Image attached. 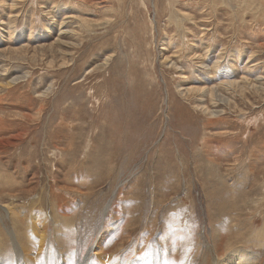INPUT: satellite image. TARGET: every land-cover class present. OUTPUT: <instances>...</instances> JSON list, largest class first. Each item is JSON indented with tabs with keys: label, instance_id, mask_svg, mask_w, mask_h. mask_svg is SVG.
Instances as JSON below:
<instances>
[{
	"label": "rangeland",
	"instance_id": "rangeland-1",
	"mask_svg": "<svg viewBox=\"0 0 264 264\" xmlns=\"http://www.w3.org/2000/svg\"><path fill=\"white\" fill-rule=\"evenodd\" d=\"M48 210L38 250L30 218ZM227 212L244 221L230 249ZM263 231L264 0H0L4 264L17 236L54 263L139 261L159 243L173 264L253 250L264 264Z\"/></svg>",
	"mask_w": 264,
	"mask_h": 264
},
{
	"label": "bare ground",
	"instance_id": "bare-ground-1",
	"mask_svg": "<svg viewBox=\"0 0 264 264\" xmlns=\"http://www.w3.org/2000/svg\"><path fill=\"white\" fill-rule=\"evenodd\" d=\"M170 1V0H169ZM169 4V3H168ZM167 4V5H168ZM170 5V4H169ZM233 83V82H232ZM247 83V82H246ZM239 86V85H238ZM243 86H245V85H243ZM241 87V86H240ZM245 87H247V86H245ZM243 88V87H242ZM246 89V88H245ZM212 93L214 92V91H211ZM218 98V97H217ZM224 111V110H223ZM214 114H216V113H218V111H214L213 112ZM125 115V114H124ZM122 121V120H121ZM121 128V127H120ZM124 130V129H123ZM115 131H117V130H115ZM115 140V139H114ZM72 142V141H71ZM117 142V141H116ZM119 145V144H118ZM124 145V144H123ZM72 148V147H71ZM93 149V148H92ZM91 151V150H90ZM36 204V203H35ZM55 204V203H54ZM53 205V204H52ZM51 205V206H52ZM56 205V207H57V209L56 210H58V212L59 213H61V214H63V212H65V211H67L68 209H66L65 207H63L64 205L63 204H61V203H57V204H55ZM58 205V206H57ZM225 205H227L228 207L227 208H229V207H231L232 209L231 210H233L232 212H234V213H237V210H239V208H240V206H241V204H239V203H214L213 204V206H215L216 207V209L218 208V210H220V211H222L221 209H222V207H224ZM11 206V205H10ZM13 206L14 207H18V205H14L13 204ZM12 206V207H13ZM34 206V205H33ZM51 206H49V207H51ZM212 206V207H213ZM4 207V206H3ZM39 207H40V204H39ZM210 207V206H209ZM212 207H210L211 209L210 210H212ZM226 207V206H225ZM10 208V207H9ZM43 208V207H42ZM108 208H109V205H106V207H105V209H104V212L105 211H108ZM13 209V208H12ZM15 209V208H14ZM207 209H209V208H207ZM215 209V208H214ZM22 210V209H21ZM140 210H141V212H146V210H148L147 209V206L146 207H140ZM140 210H138V211H140ZM209 210V211H210ZM228 210V209H227ZM11 209H9L8 210V215H9V217L12 215V213H11ZM26 211V210H25ZM34 211H36V210H32L31 211V214L34 216ZM44 211H45V208H44ZM49 211V210H48ZM52 211V210H51ZM216 211V210H215ZM41 212V213H40ZM39 212V214L38 215H36L33 219L32 218H30V224L32 223V227L30 228L29 227V234L31 235V237L33 238V239H38L39 240V242L37 243V246H38V250L39 249H41L42 247H43V244H44V240H45V231L46 230H44V226H45V224H47V221L49 220V218H53V216H52V214L50 213V211H49V213L47 212V214H46V212H42V211H40ZM53 212V211H52ZM38 213V212H37ZM106 213V212H105ZM104 213V214H105ZM234 213H232V215H230V213H228L227 212V214H228V216H224V218L223 219H228V220H223L222 219V221L220 222L221 223V226L223 227V229H226V232H225V234L224 233H222L223 234V238H225L224 237V235H226V238H225V247L227 248V249H230V248H233V247H235L236 246V244L238 243L237 242V240H240V238H238V237H240L239 235H237V239L236 238H234L235 237V233H237V230L240 228V227H244V221H242V220H240V221H238L237 220V223H233V218H232V216H233V214ZM44 214H46L45 215V219H43V216H44ZM214 214V213H213ZM221 213H219V215H220ZM223 214H224V212H223ZM27 215V214H26ZM70 215V214H69ZM212 215V214H211ZM225 215H226V213H225ZM61 216H63L64 218H66L67 216H64V215H61ZM214 216V215H213ZM231 216V217H230ZM5 217H6V215H5ZM218 217V216H217ZM219 218V217H218ZM220 218H221V216H220ZM219 218V219H220ZM35 219V220H34ZM214 219V218H213ZM8 220H10V219H8ZM26 220V219H25ZM27 220H28V218H27ZM34 220V221H33ZM52 220V219H51ZM54 221H55V219H53ZM62 220V219H61ZM56 221H58V220H56ZM214 220H212L211 219V227H215V225H217V223H215V222H213ZM230 222V223H229ZM175 223V222H174ZM233 223V224H232ZM15 224H16V230L21 234V237L23 236V235H27V233H21L20 232V230H19V223L18 222H15ZM28 224V223H27ZM67 224V223H66ZM127 224V223H126ZM41 225V231L39 232V234H36V229H37V227L38 226H40ZM73 225V224H72ZM233 227H232V226ZM246 226V225H245ZM55 227H56V225H55ZM103 227V226H102ZM221 227V228H222ZM6 228H8V227H6ZM40 228V227H39ZM179 228V227H178ZM58 229V228H57ZM140 229V228H139ZM187 229V228H186ZM103 230V229H102ZM102 230H100V231H102ZM135 230H137V226L136 227H134V228H132V230L131 231H129V235L131 236V235H133L134 234V232H135ZM175 230V229H174ZM182 230H183V228H182ZM182 230H181V232H182ZM99 231V230H98ZM138 231V230H137ZM125 232V231H124ZM177 232H178V230H177ZM184 232V231H183ZM264 232V231H263ZM262 232V233H263ZM10 234H12V232L10 231L9 232ZM137 233V232H136ZM180 233V232H179ZM46 234H47V231H46ZM101 234H103V231H102V233ZM101 234H99V236H98V238H97V240H96V242H95V246L90 250L91 252L94 250L95 252H97L96 250H99L101 247H102V244H103V242L105 241V239L107 238L106 236H104V235H107V234H103V236L101 235ZM177 234V233H176ZM98 235V234H97ZM135 235V234H134ZM169 235V234H168ZM167 235V236H168ZM261 235H263V234H261ZM260 235V236H261ZM12 236H14V235H12ZM17 236V235H16ZM28 236V235H27ZM175 236V235H174ZM213 236V235H212ZM231 236H234V237H231ZM264 236V235H263ZM143 237H144V234H143ZM142 237V238H143ZM228 237H230V239H228ZM17 239L15 240L14 238H13V245H12V249H11V251H12V257L10 258V260H11V262H7V264H32V263H30V262H28V260H32V261H34V264H55L54 263V260H52V259H50L49 258V256H47V259H44V256H42L41 254V256L39 257V256H37L39 253H37V255H35L34 257H32L30 254H33L32 252H31V248H26V247H24L23 245H21V243H20V241H19V239H18V236L16 237ZM127 238H128V236H127ZM131 238H133V237H131ZM140 238V237H139ZM182 238V237H181ZM214 238V237H213ZM116 239H117V237H116ZM136 239V238H135ZM169 239V238H168ZM234 239V240H233ZM246 239V238H245ZM107 240V239H106ZM115 240V239H114ZM143 240V239H142ZM147 240V239H146ZM182 240V239H181ZM191 240V239H190ZM249 240V239H248ZM252 240V239H251ZM250 240V241H251ZM37 241V240H36ZM123 241V240H122ZM138 241V240H137ZM155 241V240H154ZM163 241H164V239H163ZM162 241V242H163ZM178 241V240H177ZM184 241V240H183ZM246 241V240H245ZM107 242V241H106ZM116 242V241H115ZM131 242V241H130ZM145 242V241H144ZM148 242H150V240L148 241ZM158 242V241H157ZM168 242V241H167ZM185 242V241H184ZM254 242V241H253ZM255 242H256V240H255ZM120 243V242H119ZM136 243V242H135ZM151 243H153V242H151ZM241 243V242H240ZM239 243V244H240ZM36 244V243H35ZM54 244V243H53ZM114 244V243H113ZM117 244V243H116ZM154 244V243H153ZM152 244V245H153ZM158 245H159V249L157 250L156 248V250H155V252H156V254L153 256V257H151V258H145V257H147V256H145L143 259H140L139 261H137V260H135V261H124V260H122L123 262L121 263V264H143V263H146V264H148V263H150V264H173V263H171V258H169L168 259V253H165L164 252V250L163 249H166L165 247L163 248V246L161 245V244H159V243H157ZM5 245V244H4ZM82 245V244H81ZM119 245V244H118ZM121 245H123V243L121 244ZM125 245H127V244H125ZM131 245V244H130ZM154 245H156V243L154 244ZM153 245V246H154ZM157 245V246H158ZM167 245V244H166ZM184 245V244H183ZM244 245H245V243H244ZM262 245V244H261ZM55 246V245H54ZM93 246V245H92ZM103 246H104V244H103ZM128 246V245H127ZM142 246H143V244H142ZM186 246H187V244H186ZM196 246V245H195ZM1 247V246H0ZM6 247V246H5ZM145 247V246H144ZM190 247V246H189ZM263 247V246H262ZM178 248V247H177ZM197 248V247H196ZM242 248V247H241ZM120 249H122V248H120ZM186 249V248H185ZM188 249V248H187ZM186 249V250H187ZM42 250V249H41ZM49 250V249H48ZM101 250H103V248L101 249ZM148 250V249H147ZM169 250V249H168ZM171 250V249H170ZM174 250H175V248H174ZM177 250V249H176ZM179 250H180V248H179ZM189 250V249H188ZM191 250V249H190ZM242 250H244L243 248H242ZM246 250H248V249H246ZM252 250V249H251ZM59 251V250H58ZM118 251V250H117ZM233 251V250H232ZM238 250H236V252H237ZM254 251V250H253ZM253 251H247L245 254H239V255H236V254H238V253H232V255H230L229 256V258L228 259H224V258H222V259H224V260H218V259H216V261H214V262H216V264H234L235 262H237L238 264H254L255 262V259H257L258 257L254 254V252ZM1 252L2 253H5L6 251H2L1 250ZM35 252V251H34ZM51 252V251H50ZM94 252V253H95ZM102 252V251H101ZM127 252V251H126ZM145 253H146V251H144ZM143 252V253H144ZM148 252V251H147ZM167 252V251H166ZM180 252V251H179ZM243 252V251H242ZM42 253V252H41ZM66 253V252H65ZM103 254H104V251L102 252ZM109 253V252H108ZM113 253V252H112ZM116 254H117V256H118V252H115ZM137 253V252H136ZM142 253V252H141ZM144 253V254H145ZM150 253V252H149ZM171 253V252H170ZM184 253H186V252H184ZM196 253V252H195ZM229 253V252H228ZM240 253V252H239ZM96 254V253H95ZM121 254V253H120ZM143 254V255H144ZM147 254V253H146ZM151 254V253H150ZM149 254V255H150ZM45 255H46V253H45ZM67 255V254H66ZM91 254H87L86 255V257H85V259L84 260H81V261H79V264H92V263H94V262H92V263H90V259L89 258H91V256H90ZM93 255V254H92ZM179 255V254H178ZM184 255H186V254H184ZM4 256V255H3ZM59 256L61 257V259H63V255L61 254V253H59ZM150 256H152V255H150ZM149 256V257H150ZM218 256V255H217ZM70 257H71V255H70ZM101 257V255H98V258H100ZM111 261L113 260V258L115 257V255H112L111 254ZM105 259H106V257H104ZM117 258V257H116ZM115 258V259H116ZM119 258V257H118ZM182 258V257H181ZM189 258H190V256H189ZM191 258H193V257H191ZM66 259V258H65ZM104 259V260H105ZM122 259V258H121ZM235 259H237V260H239V261H237V260H235ZM101 260H102V258H101ZM103 260V261H104ZM109 260V261H110ZM117 260V259H116ZM213 260V259H212ZM63 261V260H62ZM67 261V260H66ZM92 261H93V259H92ZM106 261V260H105ZM108 261V262H109ZM180 261V260H179ZM186 261V260H185ZM68 262V261H67ZM66 262V263H67ZM77 262V261H76ZM120 262V261H119ZM210 262V261H209ZM5 262L3 261V260H1L0 259V264H4ZM70 263V262H69ZM102 263V262H101ZM113 263V262H112ZM185 263V262H184ZM187 263V262H186ZM236 263V264H237ZM56 264H63L61 261L60 262H58V263H56ZM97 264H98V260H97ZM100 264V263H99ZM104 264V263H103ZM109 264H111V263H109ZM118 264V263H117Z\"/></svg>",
	"mask_w": 264,
	"mask_h": 264
}]
</instances>
